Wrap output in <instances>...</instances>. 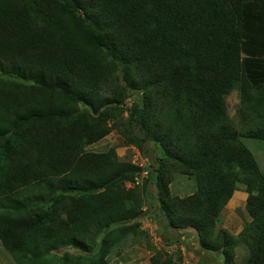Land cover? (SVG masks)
<instances>
[{
	"label": "trees",
	"instance_id": "trees-1",
	"mask_svg": "<svg viewBox=\"0 0 264 264\" xmlns=\"http://www.w3.org/2000/svg\"><path fill=\"white\" fill-rule=\"evenodd\" d=\"M245 5L264 11V0H0V241L17 264H111L128 235L148 238L152 264H175L135 234L150 182L165 227L193 228L224 264H264V172L244 141L264 142V19ZM113 131L146 157L156 145L150 167L94 149ZM178 176L191 194L172 192ZM237 190L250 219L234 237L219 224Z\"/></svg>",
	"mask_w": 264,
	"mask_h": 264
},
{
	"label": "rangeland",
	"instance_id": "rangeland-1",
	"mask_svg": "<svg viewBox=\"0 0 264 264\" xmlns=\"http://www.w3.org/2000/svg\"><path fill=\"white\" fill-rule=\"evenodd\" d=\"M263 11V10H262ZM260 9L252 11L248 9L247 5L244 6V17L254 16L264 19V14ZM256 77L261 78L262 75ZM254 75V76H255ZM132 100H138L136 94L131 98ZM131 99L127 101L132 102ZM238 106V94L232 93L228 97L229 114L231 117H235L236 108ZM246 146L257 156L258 162L262 171L264 172V142L255 140H244ZM116 148L119 157L123 160H130L132 162H139L143 165V168L150 167L154 161V155L159 154L158 147L153 143L147 145L148 151L151 157H146L139 153V149L133 146H126L123 142L122 136L116 132H111L104 140L94 146L95 150H108L109 148ZM146 171L143 173L145 178ZM139 184L142 179L136 180ZM134 183H128L126 186L132 187ZM172 187V185H170ZM148 191L150 198L146 197V214L141 216L140 227L136 229L135 234L141 231L146 232L149 235L151 243L156 246L157 249H166L169 253H176L178 251V258L181 257V264H224L221 253H206L198 240L196 231L193 228L181 229L174 231L170 228L165 227V216L160 207V200L157 186L150 182L148 184ZM194 191V183L191 179L186 176H178V181L173 185L172 192L179 194L181 197L191 194ZM150 201V202H147ZM237 202H231L227 205L226 209L222 213V220L219 224L221 228H228L232 230L234 234H239L243 229L245 219L249 216L244 211L245 200L242 204L238 205ZM246 217V218H245ZM230 232V233H232ZM232 233V235H234ZM148 238L137 236H126L124 239L125 244L119 247L111 258V264H152L151 257L154 252L147 248ZM131 242H135L132 244ZM0 243V264H17L13 257L10 255L6 248ZM62 250V249H61ZM174 253V254H175ZM247 253L246 247L243 245L238 246L236 254L238 259H242L243 255Z\"/></svg>",
	"mask_w": 264,
	"mask_h": 264
},
{
	"label": "clouds",
	"instance_id": "clouds-1",
	"mask_svg": "<svg viewBox=\"0 0 264 264\" xmlns=\"http://www.w3.org/2000/svg\"><path fill=\"white\" fill-rule=\"evenodd\" d=\"M234 93V92H233ZM232 94V93H231ZM106 138V137H105ZM104 138V139H105ZM103 139V140H104ZM139 153L141 154V152H140V150H139ZM133 163H135L136 165H140V163L139 162H133ZM140 166H142L143 167V165H140ZM146 176H147V170H146ZM145 176V177H146ZM137 180V179H136ZM136 183H138V182H136ZM173 187V186H172ZM238 191H241V192H244V191H242V190H238ZM244 193H246V192H244ZM235 194V193H234ZM247 194V193H246ZM233 197H234V195H233ZM232 197V198H233ZM247 198H248V194H247ZM232 200V199H231ZM230 200V201H231ZM246 202H247V199H246ZM246 202H245V205H244V211H245V213H246ZM146 203V202H145ZM230 203V202H229ZM145 205V204H144ZM143 205V206H144ZM143 212H144V214H146V212H147V210H146V206H144L143 207ZM250 219V218H249ZM249 219H245V221H244V224H243V227H244V225H245V223H246V221H248ZM181 230V229H180ZM227 230V229H226ZM243 230V229H242ZM241 230V231H242ZM229 231V230H228ZM230 232V231H229ZM232 234V233H231ZM129 236H132V235H129ZM234 237H236V236H238V234L237 235H233ZM151 241H152V239H151ZM1 243V242H0ZM132 243V242H131ZM2 244V243H1ZM3 248H5V247H3ZM68 249H73V247H69V248H65V250H68ZM203 249V248H202ZM159 251H161V250H165L166 252H168L166 249H158ZM236 250H237V248H236ZM178 251L179 250H177V252L175 253L174 251H173V253H167V254H169V257H171L172 258V261H174L175 262V264H181V257L180 258H178ZM175 253V254H174ZM223 256V255H222ZM238 257V256H237ZM223 259H224V257H223ZM224 263V262H223Z\"/></svg>",
	"mask_w": 264,
	"mask_h": 264
},
{
	"label": "crops",
	"instance_id": "crops-1",
	"mask_svg": "<svg viewBox=\"0 0 264 264\" xmlns=\"http://www.w3.org/2000/svg\"><path fill=\"white\" fill-rule=\"evenodd\" d=\"M246 199H247V194L244 193V192H241V191H236L235 194H234V197L232 198L233 202H237L236 204L240 205L242 204V202L245 200L246 202ZM231 202V201H230ZM246 218V217H245ZM249 219V218H248ZM227 230H229L230 232H232V230L226 228ZM241 232V231H240ZM239 232V233H240ZM233 233V232H232ZM234 234V233H233ZM236 235V234H234ZM1 242V241H0Z\"/></svg>",
	"mask_w": 264,
	"mask_h": 264
}]
</instances>
